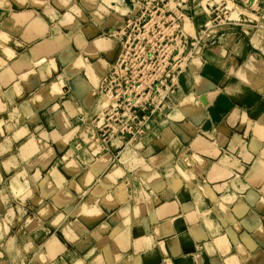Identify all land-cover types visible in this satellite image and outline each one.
<instances>
[{
    "label": "crops",
    "instance_id": "1",
    "mask_svg": "<svg viewBox=\"0 0 264 264\" xmlns=\"http://www.w3.org/2000/svg\"><path fill=\"white\" fill-rule=\"evenodd\" d=\"M195 9L133 137L100 96L131 0H0V264H264V13Z\"/></svg>",
    "mask_w": 264,
    "mask_h": 264
},
{
    "label": "built area",
    "instance_id": "2",
    "mask_svg": "<svg viewBox=\"0 0 264 264\" xmlns=\"http://www.w3.org/2000/svg\"><path fill=\"white\" fill-rule=\"evenodd\" d=\"M210 27L236 26L245 13H264V0H206ZM192 0H131V10L115 36L119 51L100 96L108 99V121L122 136L141 135L146 123L166 107L180 77L196 57L187 29ZM178 67V68H177ZM110 128V127H109Z\"/></svg>",
    "mask_w": 264,
    "mask_h": 264
},
{
    "label": "rangeland",
    "instance_id": "3",
    "mask_svg": "<svg viewBox=\"0 0 264 264\" xmlns=\"http://www.w3.org/2000/svg\"><path fill=\"white\" fill-rule=\"evenodd\" d=\"M206 0H202V3H200V1L198 0V1H196V0H192V10L191 11H193L194 13H195V8L196 7H201L202 8V11H204L203 10V7L206 5ZM191 13V12H190ZM203 13H205V11L203 12ZM206 14V13H205ZM207 15V14H206ZM208 16V15H207ZM187 29H193L192 28V25L190 24V22H188V25H187ZM188 30V31H189ZM193 40H194V42H195V45H196V42H197V40H196V38H193ZM200 50H201V47H199L198 46V44L195 46V49H194V54H195V52L197 53V52H200ZM197 57V56H196ZM195 57V55H194V59L196 58ZM178 68V67H177ZM103 99H104V106L106 107V106H108V99L105 97H102ZM169 102V101H168ZM168 104V103H167ZM108 111V110H107ZM105 114H106V112H104Z\"/></svg>",
    "mask_w": 264,
    "mask_h": 264
}]
</instances>
